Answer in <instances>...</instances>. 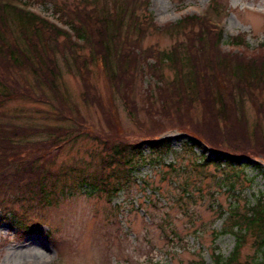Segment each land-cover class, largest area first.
Instances as JSON below:
<instances>
[{
    "label": "rangeland",
    "instance_id": "obj_1",
    "mask_svg": "<svg viewBox=\"0 0 264 264\" xmlns=\"http://www.w3.org/2000/svg\"><path fill=\"white\" fill-rule=\"evenodd\" d=\"M27 1L61 24L59 17L62 20L64 16L58 8L65 13L82 0ZM215 6L220 7L218 13ZM147 15L153 16L157 30H150L141 43L145 52H171L178 41L185 40L184 30L176 25L186 15L204 16L215 26L220 23L217 28L224 33L221 50L249 55L264 51V0H150ZM237 38L244 45L237 44ZM82 52L89 55L88 49ZM59 63L67 114L55 104L25 99L10 102L0 111V125L6 129L25 128V135L31 136L36 127L40 135L32 140L46 139L52 129L65 142L54 150L59 178L50 205L30 212L18 209L27 217L26 223H39L42 233L17 240L0 214V264H216V255L227 258L235 238L216 234L234 211L244 213L263 199L264 177L258 168L264 169V157L252 158L250 166L245 158L244 171L227 170L224 174L212 164L203 167L202 159L183 150L188 140L183 133L166 130L158 132L156 138H173V152L159 162L146 149L147 162L138 164L124 191L111 199L99 192L91 194L81 188V183L89 185V180L71 171L83 166L87 167L85 176L99 172L111 146L132 145L147 138V128L154 126L157 117L151 99L155 107L161 101L148 96L156 81L148 73L142 74L144 70L133 76L132 89L119 91L99 67L94 68L91 81L99 94L97 101L85 94L87 87L81 76L69 72L65 62ZM163 71L165 76L158 80V86L174 78L169 68ZM124 92L131 94L129 111ZM259 96L264 102V91ZM244 101L249 130L255 125L264 129V118ZM111 106L117 111L118 128L114 120L111 123ZM201 111L203 107L198 106L196 114L200 116ZM136 123L143 129L139 131ZM194 153L201 154L198 149ZM229 174L238 176L229 181L225 177ZM241 256L243 261L255 256L253 238H248Z\"/></svg>",
    "mask_w": 264,
    "mask_h": 264
},
{
    "label": "trees",
    "instance_id": "obj_2",
    "mask_svg": "<svg viewBox=\"0 0 264 264\" xmlns=\"http://www.w3.org/2000/svg\"><path fill=\"white\" fill-rule=\"evenodd\" d=\"M78 2L81 6L77 4L65 13L58 8L64 16L62 22L71 28L66 31L30 11L21 0H0V111L10 102L25 99L55 104L67 114L59 61L65 62L69 72L81 76L87 87L85 94L89 97L90 93L97 101L99 94L91 81L96 67L119 91L132 89L133 76L144 70L142 74L148 73L156 81L148 89V96L161 101L155 107L151 99L157 117L154 126L147 128V138L132 145L111 146L99 172L85 176L87 167L83 166L71 171L89 180V185L81 183V188L110 199L124 191L138 164L147 162L146 149L159 162L173 152V138H156L158 132L166 130L183 133L188 139L183 150L202 159L203 167L212 164L224 174L227 170L244 171L245 158L250 166L252 158L264 157V129L255 125L250 131L243 108L246 99L264 118V102L259 96L264 91V51L249 55L221 50L223 31L204 16L186 15L176 25L184 30L185 40L178 41L171 52H145L141 43L157 27L153 16L147 15L150 0ZM219 8L215 6V12ZM240 39L235 42L243 44ZM85 49L89 55L82 52ZM164 67L173 72L174 78L158 86V80L165 76ZM123 100L129 111L131 94L124 92ZM198 106L203 107L200 116L196 114ZM110 111L111 123L114 120L118 128L114 106ZM136 124L139 131L143 129ZM34 129V134L27 136L25 128L0 125V214L17 240L42 233L39 223H26L27 217L18 209L30 212L50 205L59 178L54 150L65 143L52 129L46 139L32 140L40 135L39 129ZM196 149L199 156L194 153ZM258 171L264 177V169ZM237 176L225 175L229 181ZM113 179L117 182L112 183ZM220 214L224 216L223 211ZM223 228L216 237L231 234L235 247L227 258L216 255V264H264V194L244 213L234 211L226 217ZM249 237L254 239L255 256L243 261L241 253ZM57 251L60 256L61 249Z\"/></svg>",
    "mask_w": 264,
    "mask_h": 264
}]
</instances>
